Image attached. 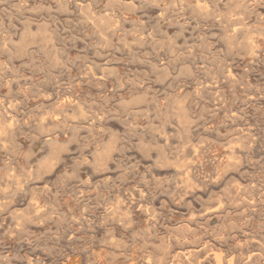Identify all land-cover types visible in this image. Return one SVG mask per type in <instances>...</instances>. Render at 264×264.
Instances as JSON below:
<instances>
[{
  "label": "rangeland",
  "instance_id": "obj_1",
  "mask_svg": "<svg viewBox=\"0 0 264 264\" xmlns=\"http://www.w3.org/2000/svg\"><path fill=\"white\" fill-rule=\"evenodd\" d=\"M263 256L264 0H0V264Z\"/></svg>",
  "mask_w": 264,
  "mask_h": 264
},
{
  "label": "bare ground",
  "instance_id": "obj_2",
  "mask_svg": "<svg viewBox=\"0 0 264 264\" xmlns=\"http://www.w3.org/2000/svg\"><path fill=\"white\" fill-rule=\"evenodd\" d=\"M245 1H247V0H245ZM255 1H256V0H255ZM242 2H243V1H242ZM243 3H244V2H243ZM251 3H252V2H251ZM244 4H245V3H244ZM247 5H248V4H247ZM250 7H251V6H250ZM251 8H252V7H251ZM244 9L247 11L246 8H244ZM206 10H210V9H207V8H206ZM214 11H215V10H214ZM214 11H213V12H214ZM211 12H212V11H211ZM215 12H216V11H215ZM215 12H214V13H215ZM206 13H207V12H206ZM208 13H209V12H208ZM213 15L215 16V14H213ZM210 16H211V14H210ZM215 18H216V17H215ZM210 19H211V18H210ZM212 19H213V18H212ZM224 19H225V18H224ZM234 20H235V19H234ZM236 20H237V19H236ZM219 22H220V21H219ZM229 23H230V22H229ZM229 23H227V24H229ZM236 30H237V29H236ZM227 31H228V30H227ZM236 33H237V32H236ZM234 36H235V35H234ZM255 42H256V41H254V43H255ZM254 43H253V44H254ZM250 45H251V44H250ZM256 45H257V44H256ZM251 46H252V45H251ZM258 49H259V48H258ZM260 52H261V51H260ZM194 151H195V150H194ZM192 153H194V152H192ZM196 153H197V151H196ZM192 158H193V157H192ZM191 163H192V162H191ZM193 165H194V164H193ZM188 166H189V165H188ZM189 171H190V170H189ZM190 174H191V173H190ZM189 176H190V175H189ZM187 177H188V176H187ZM192 177H193V176H192ZM188 178H189V177H188ZM191 179H192V178H190V180H191ZM195 180H196V179H195ZM191 181H192V180H191ZM192 182H194V181H192ZM196 184H198V183L196 182ZM79 193H81V192H79ZM82 193H83V192H82ZM85 193H86V192H85ZM138 193H139V192H138ZM232 193H233V192H232ZM139 194H140V193H139ZM243 194H245V193H243ZM243 194H241V195H243ZM121 195H122V194H121ZM123 195H124V194H123ZM145 195H146V194H145ZM230 195H233V194H230ZM117 196H119V195H117ZM131 196H132V195H131ZM135 196H136V195H135ZM261 196H262V195H261ZM82 197H83V196H82ZM142 197H143V196H142ZM233 197H234V196H233ZM233 197H232V198H233ZM132 198H133V197H132ZM137 198L140 199L139 195H138ZM244 198H245V196H244ZM261 198H262V197H261ZM144 199H145V198H144ZM245 199H247V198H245ZM117 200H118V199H117ZM135 200H136V198H135ZM140 200H141V199H140ZM145 200H146V199H145ZM181 200H182V199H181ZM124 201H125V200H124ZM137 201H138V203H140L139 200H137ZM142 201H143V200H142ZM230 201H231V200H230ZM233 201H234V200H233ZM252 201H253V200H252ZM121 202H122V200H121ZM125 202H126V201H125ZM128 202H129V201H128ZM147 202H148V201H147ZM150 202H151V201H150ZM181 202L183 203V201H181ZM240 202H241V201H240ZM131 203H132V201H131ZM231 203L233 204L234 202L231 201ZM243 203H244V202H243ZM145 204H146V203H145ZM154 204H155V203H154ZM239 204H240V203H239ZM126 205H127V204H126ZM160 205H161V204H159V207H160ZM245 205H246V204H245ZM120 206H121V205H120ZM130 206H131V205H130ZM135 206H136V205H134V207H135ZM141 206H142V205H141ZM151 206H152V204H151ZM161 206H162V205H161ZM235 206H236V205H235ZM246 206H248V205H246ZM249 206H250V204H249ZM252 206H253V205H252ZM116 207H117V206H116ZM118 207H119V206H118ZM177 207H178V206H177ZM220 207H221V206H219V209H220ZM113 208H114V207H113ZM120 208H121V207H120ZM122 208H123V207H122ZM150 208H152V207H150ZM161 208H162V207H161ZM161 208H160V209H161ZM182 208H183V207H182ZM130 209H131V208H130ZM137 209H138V208H137ZM214 209H215V208H214ZM109 210H110V209H109ZM115 210H116V209H115ZM125 210H126V209H125ZM138 210H139V209H138ZM150 210H152V209H150ZM173 210H174V209H173ZM110 211H111V210H110ZM153 211H154V210H152V212H153ZM159 211H160V210H159ZM181 211H182V210H181ZM223 211H224V210H223ZM126 212H127V211H126ZM126 212H125V213H126ZM144 212H145V211H144ZM188 212H189V211H188ZM188 212H187V214H188ZM211 212H212V211H211ZM213 212H214V211H213ZM215 212H216V210H215ZM42 213H43V212H42ZM120 213H121V212H120ZM122 213H123V212H122ZM128 213H129V212H128ZM145 213H146V212H145ZM169 213H170V212H169ZM183 213H184V212H183ZM190 213H191V212H190ZM195 213H196V212H195ZM195 213H194V214H195ZM108 214H109V213H108ZM112 214H113V213H112ZM112 214H111V215H112ZM147 214H148V213H147ZM156 214H158V213H156ZM156 214H154V216H155ZM194 214H193V215H194ZM203 214H204V213H203ZM116 215H117V214H116ZM121 215H122V214H121ZM129 215H130V213L128 214V217H129ZM149 215H150V214H149ZM158 215H159V214H158ZM210 215H211V214H210ZM114 216H115V215H114ZM145 216H146V215H145ZM186 216H187V215H186ZM199 216H200V215H199ZM122 217L124 218L125 216H122ZM146 217H147V216H146ZM191 217H192V216H191ZM205 217H206V215H205ZM113 218H114V217H113ZM117 218H118V216H117ZM130 218H131V217H130ZM156 218H157V217H156ZM156 218H155V219H156ZM214 218H215V217H214ZM114 219H115V218H114ZM120 219H121V217H120ZM155 219H154V220H155ZM207 219H208V218H207ZM216 219H218V218H216ZM77 220H79V219H77ZM118 220H119V219H118ZM122 220H123V219H122ZM122 220H121V221H122ZM150 220H151V219H150ZM156 220H157V219H156ZM198 220H199V219H198ZM105 221H106V220H105ZM115 221H116V220H115ZM119 221H120V220H119ZM123 221L125 222V220H123ZM130 221H131V220H130ZM130 221H129V223H130ZM127 222H128V221H127ZM187 222H188V221H187ZM108 223H110V221H109ZM108 223H107V224H108ZM116 223H117V221H116ZM150 223H151V222H150ZM168 223H169V222H168ZM191 223H192V222H191ZM191 223H190V224H191ZM107 224H106V225H107ZM111 224H113V223H111ZM120 224H122V223H120ZM127 224H128V223H127ZM199 224H200V223H199ZM84 225H85V224H84ZM122 225H123V224H122ZM122 225H121V226H122ZM191 225H192V224H191ZM201 225H202V224H201ZM81 226H82V225H81ZM108 226H110V225L108 224ZM126 226H127V225H126ZM188 226H189V225H188ZM193 226H194V225H193ZM195 226H196V225H195ZM206 226H207V225H206ZM128 227H129V226H128ZM130 227H131V226H130ZM190 227H192V226H190ZM80 228H81V227H80ZM186 228H187V227H186ZM186 228H185V229H186ZM199 228H200V227H199ZM207 228H208V226H207ZM207 228H206V229H207ZM81 229H82V228H81ZM126 229H127V228H126ZM154 229H155V228H154ZM170 229H171V228H170ZM175 229H176V228H175ZM177 229H178V228H177ZM180 229H182V228L180 227ZM85 230H86V229H85ZM89 230H90V229H89ZM89 230H88V231H89ZM108 230H109V229H108ZM129 230H130V229H129ZM186 230H187V229H186ZM204 230H205V229H204ZM98 231H99V230H98ZM127 231H128V230H127ZM141 231H142V230H141ZM145 231H146V230H145ZM148 231H149V230H148ZM179 231H180V230H179ZM71 232H72V231H71ZM78 232H80V231H78ZM131 232H132V231H131ZM146 232H147V231H146ZM151 232H152V231H151ZM153 232H154V231H153ZM188 232H189V231H188ZM200 232H201V231H200ZM88 233H89V232H88ZM94 233H95V232H94ZM127 233H128V232H127ZM143 233H144V231H143ZM163 233H164V232H163ZM192 233H193V232H192ZM198 233H199V232H198ZM241 233H242V232H241ZM243 233H244V232H243ZM243 233H242V234H243ZM146 234H148V233H146ZM146 234H145V235H146ZM155 234H156V233H155ZM164 234H165V233H164ZM168 234H169V233H168ZM207 234H208V233H207ZM207 234H206V235H207ZM91 235H92V234H91ZM143 235H144V234H143ZM176 235H178V234H176ZM185 235H186V234H185ZM189 235H190V234H189ZM245 235H246V233H245ZM247 235H248V234H247ZM180 236H181V234H180ZM204 236H205V235H204ZM250 236H251V235L249 234V237H250ZM150 237H154V236H150ZM168 237H169V236H168ZM177 237H179V235H178ZM206 237H207V236H206ZM235 237H236V236H235ZM73 238H74V237H73ZM175 238H176V237H175ZM229 238H230V236H229ZM246 238H247V237H246ZM251 238H252V236H251ZM155 239H156V238H155ZM161 239H163V238H161ZM169 239H170V238H168V240H169ZM183 239H184V238H183ZM188 239H189V238H188ZM205 239H206V238H205ZM259 239H260V238H259ZM262 239H263V238H262ZM93 240H94V239H93ZM172 240H173V239H172ZM185 240H186V239H185ZM194 240H195V239H194ZM156 241H157V240H156ZM186 241H187V240H186ZM222 241H223V240H222ZM257 241H258V240H257ZM72 242H73V240H72ZM90 242H91V241H90ZM95 242H96V241H95ZM168 242H169V241H168ZM173 242H175V241H173ZM177 242H178V241H177ZM217 242H218V241H217ZM100 243H101V242H100ZM163 243H164V242H163ZM170 243H171V242H170ZM214 243H215V242H214ZM225 243L227 244V242H225ZM249 243H250V242H249ZM258 243L261 244L262 242H258ZM201 244H202V243H201ZM217 244H218V243H217ZM218 245H219V244H218ZM224 245H225V244H224ZM170 246H171V245H170ZM172 246H173V245H172ZM183 246H184V245H183ZM198 246H199V245H198ZM259 246H260V245H259ZM261 246H263V244H262ZM177 247H178V246H177ZM188 247H189V246H188ZM199 247H200V246H199ZM207 247H208V246H207ZM246 247H247V246H246ZM248 247H249V246H248ZM250 247H251V245H250ZM178 248H179V247H178ZM184 248H185V247H184ZM202 248H203V247H202ZM209 248H210V247H208V250H209ZM254 248H255V246H254ZM254 248H253V249H254ZM259 248H260V247H259ZM179 249L181 250L182 248H179ZM189 249H190V248H189ZM192 249H193V248H192ZM198 249H200V248H198ZM198 249L196 248V251H197ZM212 249H213V248H212ZM214 249H215V248H214ZM219 249H221V248H219ZM248 249H249V248H248ZM261 249H262V248H261ZM261 249H259V250H261ZM186 250H187V249H186ZM190 250H191V249H190ZM200 250H201V249H200ZM217 250H218V249H217ZM241 250H242V248H241ZM241 250H240V251H241ZM245 250H246V248H245ZM255 250H256V249H255ZM205 251H206V250H205ZM209 251H210V250H209ZM238 251H239V250H238ZM246 251H247V250H246ZM248 251H250V249H249ZM248 251H247V252H248ZM87 252H88V251H87ZM181 252H182V251H181ZM185 252H186V251H185ZM187 252H188V251H187ZM197 252H198V251H197ZM213 252H216V251H213ZM213 252L208 253V256H210L211 253H213ZM220 252H221V251H220ZM220 252H219V253H220ZM222 252H223V251H222ZM236 252H237V251H236ZM244 252H245V251H244ZM260 252H261V251H260ZM83 253H84V252H83ZM88 253H89V252H88ZM88 253H87V255H89ZM93 253H94V252H93ZM189 253H190V252H189ZM194 253H195V252H194ZM198 253H199V252H198ZM202 253H203V252H202ZM217 253H218V252H217ZM251 253H252V252H251ZM84 254H85V253H84ZM84 254H83V255H84ZM94 254H95V253H94ZM179 254H180V253H179ZM195 254H196V253H195ZM209 254H210V255H209ZM227 254H228V253H227ZM227 254H226V255H227ZM229 254H230V253H229ZM241 254H243V253L241 252ZM241 254H239V255H241ZM87 255H85V256H87ZM90 255H91V254H90ZM95 255H96V254H95ZM184 255H186V254H184ZM191 255H192V253H191ZM191 255H190V257H191ZM205 255H206V254H205ZM221 255H222V258H223V256H225V255H223V253H222ZM237 255H238V254H237ZM237 255H234V256L236 257ZM246 255H247V254H246ZM72 256H73V255H72ZM72 256H71V257H72ZM147 256H148V254H147ZM165 256H166V255H165ZM177 256H178V255H177ZM187 256H188V255H187ZM192 256H194V255H192ZM197 256H198V254H197L195 257H197ZM212 256H213V255H212ZM214 256H215V253H214ZM214 256H213V257H214ZM244 256H245V254H244ZM256 256H257V255H256ZM96 257H98V256H96ZM151 257H153V256H151ZM155 257H156V256H155ZM202 257H203V255H202ZM206 257H207V256H206ZM206 257H205V258H206ZM230 257H231V256H230ZM239 257H240V256H238V258H239ZM250 257H251V256H250ZM263 257H264V256H263ZM68 258H69V257H68ZM89 258H90V257H89ZM166 258L168 259V257H166ZM166 258H165V260H167ZM177 258H179V257H177ZM180 258H181V257H180ZM180 258H179V259H180ZM182 258H183V256H182ZM210 258H211V256H210ZM241 258H242V257H241ZM246 258H247V257H246ZM253 258H254V256H253ZM260 258H261V257H260ZM97 259H98V258H97ZM104 259H105V258H104ZM115 259H116V258H115ZM144 259H145V258H144ZM179 259H178V260H179ZM185 259H186V258H185ZM187 259H189V258H187ZM187 259H186V260H187ZM197 259H199V258H197ZM200 259H201V258H200ZM200 259H199L198 261H196V262H200ZM234 259H235V258H234ZM148 260H149V259H148ZM169 260H171V259H169ZM183 260H184V259H183ZM183 260H182V261H183ZM191 260H193V259H191ZM212 260H213V259H212ZM228 260H229V259H228ZM228 260H227V261H228ZM247 260H248V258H247ZM250 260H251V258H250ZM57 261H58V260H57ZM113 261H114V260H113ZM139 261H140V260H139ZM146 261H147V260H146ZM150 261H151V259H150ZM154 261H156V260H154ZM157 261H158V259H157ZM157 261H156V262H157ZM159 261H160V258H159ZM159 261L157 262L158 264H159ZM162 261H164V259H163ZM180 261H181V260H180ZM188 261H189V260H188ZM216 261H217V262H216ZM222 261H223V260H222ZM222 261H221V262H222ZM91 262H92V261H91ZM115 262H116V261H115ZM156 262H154V263H156ZM173 262H174V261H173ZM185 262H186V261H185ZM201 262H202V260H201ZM215 262H216V263H219V262H220V254H219V255L217 254ZM229 262H230V261H229ZM236 262H237V260H236ZM247 262H248V261H247ZM247 262H246V263H247ZM66 263H67V262H66ZM89 263H90V262H89ZM111 263H112V262H111ZM139 263H140V262H139ZM152 263H153V262H152ZM164 263L166 264V262H164ZM168 263H169V262H167V264H168ZM180 263H181V262H180ZM180 263H179V264H180ZM186 263H187V262H186ZM191 263H192V262H191ZM191 263H189V264H191ZM261 263H262V262H261ZM63 264H64V263H63ZM87 264H88V263H87ZM90 264H91V263H90ZM93 264H94V263H93ZM109 264H110V263H109ZM140 264H141V263H140ZM146 264H147V263H146ZM150 264H151V263H150ZM160 264H161V263H160ZM172 264H173V263H172ZM184 264H185V263H184ZM187 264H188V263H187ZM198 264H200V263H198ZM221 264H222V263H221ZM232 264H233V263H232ZM255 264H256V263H255Z\"/></svg>",
  "mask_w": 264,
  "mask_h": 264
}]
</instances>
